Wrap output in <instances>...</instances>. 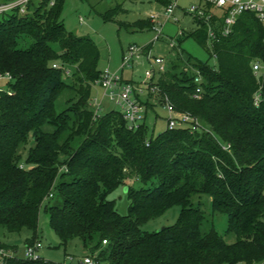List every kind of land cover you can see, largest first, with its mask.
Returning a JSON list of instances; mask_svg holds the SVG:
<instances>
[{
    "label": "trees",
    "instance_id": "obj_1",
    "mask_svg": "<svg viewBox=\"0 0 264 264\" xmlns=\"http://www.w3.org/2000/svg\"><path fill=\"white\" fill-rule=\"evenodd\" d=\"M63 1L29 0L24 13L0 15V76H10L9 88L0 89V227L27 228L26 245L37 242L45 202L61 245L79 237L96 264H264V98L253 104L251 69L254 59L264 61V26L252 13L241 14L228 36L210 44L215 66L173 56L151 79L160 98L149 108L167 101L201 127L166 126L153 135L144 116L130 129L120 109L100 112L91 105L99 51L90 37L65 28ZM155 1L166 6L170 0ZM123 11L116 4L102 15L114 20ZM195 21L188 35L204 45L206 25ZM120 23L153 26L150 18ZM196 71L200 97L193 96ZM65 89L75 97L57 111ZM29 137L24 166L19 150ZM134 180L139 186L128 184ZM121 185L130 201L124 215L109 198ZM201 196L207 209L193 201ZM173 205L180 206L173 224L142 228ZM217 214L226 217L223 234L213 224ZM229 234L234 241H226ZM7 250L16 246L0 240V264H65Z\"/></svg>",
    "mask_w": 264,
    "mask_h": 264
},
{
    "label": "rangeland",
    "instance_id": "obj_2",
    "mask_svg": "<svg viewBox=\"0 0 264 264\" xmlns=\"http://www.w3.org/2000/svg\"><path fill=\"white\" fill-rule=\"evenodd\" d=\"M198 0H177L179 6L175 7L173 15L165 20V6L160 5L155 0H64L61 9V19L67 30L72 31L76 35H84L90 37L96 44L99 51L97 68L100 72L105 69L110 73H117L124 80H130L133 84L140 88V84L144 80V71L157 67V59H162L164 65H169L170 59L177 53H181L184 57L190 56L193 60L207 61L210 66L216 65V59L212 55L210 43L200 44L193 37L189 36L197 27V23L193 15L183 11V8L190 3H196ZM120 4L126 11L119 12L114 20L104 19L103 13ZM160 14L153 28L138 29L131 25H121L119 22H132L138 19H148L149 14ZM82 21H81V19ZM176 18L177 20H174ZM160 34L157 37V31ZM178 31L183 33L178 35ZM173 42L174 47L169 43ZM151 43L149 48L145 46ZM135 44L142 48L141 56L128 62L129 65H122L123 57L127 52L128 45ZM155 74V78H157ZM154 78V80H155ZM138 84V85H137ZM9 88V78L0 76V89ZM142 91L136 90V94L140 99L137 100L147 110L144 113V121L149 128V132L153 135L158 134L167 126L168 111L164 105H155L153 109L149 108L148 103H158V92L141 88ZM149 90V91H148ZM114 93L119 92L116 86ZM108 92V91H107ZM73 89H65L55 101V109L61 111L67 106V100L74 98ZM116 98V95L114 96ZM91 103L100 112L108 109H119V106L113 99L108 96L106 90L94 83L91 88ZM46 130H52V126L46 124L43 127ZM32 145V139L29 137L27 142L20 147V161L24 166L29 147ZM134 187L139 186V182L134 180L128 182ZM126 186L117 187L109 198L115 202V209L119 214H127L129 199L125 192ZM201 201L203 207L206 208L207 199L205 196L194 198V203ZM43 202L39 209L37 240L40 247L37 254L45 259L54 262H64L65 264H80L82 258L87 253L82 240L74 237L68 240L67 244L61 245L60 239L49 225L48 214L44 210ZM180 212L179 205H173L158 217L146 221L142 228L147 231L158 230L164 226L173 224ZM213 224L216 230L223 234L226 229L225 215H215ZM31 236V231L23 228L20 232H10L0 227V240L16 246V250L4 251L6 254L24 257L26 243L25 239ZM227 242L234 241V234L225 236ZM98 264H108L106 261H100Z\"/></svg>",
    "mask_w": 264,
    "mask_h": 264
},
{
    "label": "built area",
    "instance_id": "obj_3",
    "mask_svg": "<svg viewBox=\"0 0 264 264\" xmlns=\"http://www.w3.org/2000/svg\"><path fill=\"white\" fill-rule=\"evenodd\" d=\"M28 1L29 0H9L6 2H0V15L13 10H18L20 13H24ZM51 4H53V1H51ZM177 6V0H170L168 2L164 9L165 20L172 17L173 11ZM183 11L193 15L194 18L201 20L206 25L207 42L210 44L215 40L228 36L232 32L237 18L243 13H252L264 26V0H198L196 3H190L184 7ZM159 15L160 14L157 13L149 14V18L153 23L152 28L158 20ZM173 19L177 20L176 18ZM155 30L157 31L158 37L160 29L156 28ZM178 35L182 36L183 33L178 31ZM262 41L264 42V37L262 38ZM169 45L172 47L175 46L173 42H170ZM141 53L142 48L135 44L128 45L127 52L123 57L121 68L123 65H129L128 62L138 59L141 56ZM156 63V68L153 67L152 69L144 71V80L143 83L140 84V88L131 82L123 81L120 75L117 73H110L106 69L101 72L100 78L95 81V83L106 90L108 96L119 106V109L130 129L137 128L144 116L143 107L136 99L135 91H142L141 88L155 90L156 86L152 84L151 79L154 78L156 73L160 74L165 70V65L162 59H157ZM53 66H56V64ZM251 69L257 81V89L253 94V104L257 106L264 98V61L254 59L251 62ZM66 72L68 73V70H66ZM4 76L10 78L8 74H5ZM193 80L196 83L193 96L200 97L202 91V76L198 71H196ZM116 86L119 88L117 94L113 91ZM115 95L116 98L114 97ZM164 106L168 111L167 126L169 128H175L181 125H190L191 129H198L201 127L198 120L192 115L185 112H176L172 105L167 101L164 103ZM221 148L228 150L229 144H222ZM102 242L106 243V240L103 239ZM39 247L40 242L38 241L26 245L24 255L32 259L39 258L40 256L37 254ZM80 264H96V262L92 256L85 255Z\"/></svg>",
    "mask_w": 264,
    "mask_h": 264
},
{
    "label": "crops",
    "instance_id": "obj_4",
    "mask_svg": "<svg viewBox=\"0 0 264 264\" xmlns=\"http://www.w3.org/2000/svg\"><path fill=\"white\" fill-rule=\"evenodd\" d=\"M0 2H3V1L0 0ZM178 6H179V5H178ZM91 105L94 107L95 104L93 105V103H91ZM95 106H96V105H95ZM111 109H112V108H111ZM108 110H110V109H108ZM108 110H106V111H108Z\"/></svg>",
    "mask_w": 264,
    "mask_h": 264
},
{
    "label": "water",
    "instance_id": "obj_5",
    "mask_svg": "<svg viewBox=\"0 0 264 264\" xmlns=\"http://www.w3.org/2000/svg\"><path fill=\"white\" fill-rule=\"evenodd\" d=\"M125 191H126V187H125ZM160 229H162V228H160ZM160 229H158L157 231H159Z\"/></svg>",
    "mask_w": 264,
    "mask_h": 264
}]
</instances>
